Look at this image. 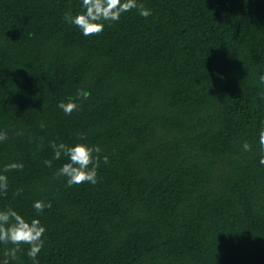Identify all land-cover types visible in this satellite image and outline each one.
I'll list each match as a JSON object with an SVG mask.
<instances>
[{
    "label": "trees",
    "instance_id": "1",
    "mask_svg": "<svg viewBox=\"0 0 264 264\" xmlns=\"http://www.w3.org/2000/svg\"><path fill=\"white\" fill-rule=\"evenodd\" d=\"M138 3L84 36L82 0H0V209L45 227L37 264H264V0ZM51 141L99 146L97 183L54 178Z\"/></svg>",
    "mask_w": 264,
    "mask_h": 264
},
{
    "label": "clouds",
    "instance_id": "2",
    "mask_svg": "<svg viewBox=\"0 0 264 264\" xmlns=\"http://www.w3.org/2000/svg\"><path fill=\"white\" fill-rule=\"evenodd\" d=\"M82 11L66 12L64 20L76 26L81 30L84 36L99 35L103 32L105 22L111 24L120 19L121 15L132 10H137L138 14L144 18L151 15V11L138 0H82ZM261 85H264V71L258 75ZM89 93L83 89H78L75 98H69L67 102H58L57 107L60 108L65 115H71L79 109L76 100L86 99ZM264 96V93H262ZM41 129L45 127L43 122L39 125ZM258 153L259 163L264 166V120H261L258 127ZM7 133L0 131V141L7 139ZM79 139L84 140V134H79ZM53 150V159L60 160L61 157L67 158V162L63 163L55 172L54 178L61 177L66 179V185L71 187L82 183H97V169L101 159L105 164L108 163V157H101V149L99 146H89L85 143L66 144L64 142H50ZM242 148L246 152L252 151L249 142L244 141ZM44 164L48 167L52 166L51 160H45ZM24 165L20 162H10L4 165L0 172V195H7L8 177L6 173L11 170H21ZM22 189H17L13 195H19ZM51 202L43 200L33 201L32 207L37 213H42L45 208H51ZM46 229L38 218L26 220L21 214H18L12 207L0 209V244L5 246L4 251L0 253V264H15L17 254L21 252L22 246L27 245V255L34 264H37V256L40 253L44 240L43 235Z\"/></svg>",
    "mask_w": 264,
    "mask_h": 264
}]
</instances>
